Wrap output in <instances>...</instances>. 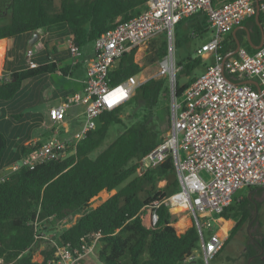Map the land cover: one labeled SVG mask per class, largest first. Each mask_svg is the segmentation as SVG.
Instances as JSON below:
<instances>
[{"label":"trees","instance_id":"obj_1","mask_svg":"<svg viewBox=\"0 0 264 264\" xmlns=\"http://www.w3.org/2000/svg\"><path fill=\"white\" fill-rule=\"evenodd\" d=\"M147 1L59 0L56 7L54 0H8L10 21L0 26V40L24 33L31 36L33 32L41 34L43 29L66 24L71 30L72 42L81 50L114 28L117 19L124 22L138 15ZM187 20L182 19L178 25ZM243 25L250 29L251 41L258 44V25L263 28L262 15L259 14L257 21L253 16ZM205 26L202 17L201 23L193 26L194 34L204 33ZM236 35L241 43L244 33ZM149 45L151 53L146 65H152L167 55L164 37L151 40ZM38 47L36 43L33 49ZM234 48V40L229 36L222 52ZM135 51L125 53L109 71L107 81L110 85L141 73L143 66L133 59ZM47 59L48 63L34 69L13 73L8 81L0 78V101L11 99L31 78L57 70L65 75L69 71ZM201 64L200 58L191 56L176 62L179 73L188 78ZM177 77L178 73L173 90L175 96L180 97L196 77L189 78L183 85H179ZM171 88L167 78H149L140 84L128 105L133 106V111L145 105L153 113L154 120L150 123L146 118L138 119L95 158L89 155L100 147L109 127L121 122L119 108L103 111L97 119L96 129L68 149L73 152L63 160L39 163L32 168L22 167L0 183V264H57L54 248L42 252L41 262L32 260L33 246L37 241L35 229L43 232L56 228L57 223L65 225L77 212L81 214L75 216L69 227L64 226L56 236L57 242L68 244L80 254L93 245L91 253L96 264H206L202 255L185 263L187 257L200 249L194 225L177 234L173 227L177 220L162 204L154 210L157 221L152 228H145L140 218L143 210L179 190L171 156L146 170L141 167V160L163 142L170 129ZM6 145V138L0 131V170L5 166L2 159ZM31 149V144L22 146L21 155L25 156ZM163 180L166 181L164 187L158 188L157 184ZM259 195L260 191L251 195L258 210L261 204L256 198ZM98 197L102 200L92 206ZM253 213L254 205L247 196L234 200L221 213L220 217L229 222L228 229L234 221L235 224L208 264H221L227 245L250 223ZM256 225L260 226L258 216L250 229ZM217 234L223 237L221 232ZM251 234L255 241L247 233L245 235V264L249 258H252L250 264H264V233L252 231ZM222 260L229 263L230 256L225 255Z\"/></svg>","mask_w":264,"mask_h":264},{"label":"built area","instance_id":"obj_2","mask_svg":"<svg viewBox=\"0 0 264 264\" xmlns=\"http://www.w3.org/2000/svg\"><path fill=\"white\" fill-rule=\"evenodd\" d=\"M256 4L262 15L261 47L248 53L240 46L225 59L230 52H222L226 35L255 15ZM198 17L205 18L204 32L211 30L212 34L197 48L195 58L212 62L176 97L173 87L179 67L172 54L173 29L182 19ZM161 36L169 52L158 61L156 78H167L172 84L171 125L163 142L141 160V167L146 170L171 156L179 190L153 203L145 209L147 215L140 218L149 229L157 221L154 210L161 204L171 215V208L182 205L198 232L202 259L208 264L226 239L217 232L220 220H224L220 215L232 204L233 194L242 188L264 187V0H148L138 15L124 22L118 20L114 28L96 38L95 55L88 60H82L79 46L69 40L70 66L80 62L85 66L83 95L66 96L58 106L47 110L51 136L3 168L0 183L22 167L63 160L73 152L68 149L96 129L103 111H114L126 104L146 80L139 74L110 85L109 71L125 53ZM33 54V48L25 53L29 69L38 66L32 60ZM245 80L255 81L258 89L240 84ZM74 104L84 106L83 121L78 130L71 132L65 123L67 110ZM35 239L51 243L57 264H77L93 248L92 245L80 254L68 244L60 245L54 233L47 235L36 229ZM195 258L196 254H191L185 263Z\"/></svg>","mask_w":264,"mask_h":264},{"label":"crops","instance_id":"obj_3","mask_svg":"<svg viewBox=\"0 0 264 264\" xmlns=\"http://www.w3.org/2000/svg\"><path fill=\"white\" fill-rule=\"evenodd\" d=\"M7 3L8 0H5L4 12L0 9V15L6 13L10 15V12L7 10ZM246 28L250 33V29L247 26ZM46 33L47 36L45 35ZM243 33L242 39L246 40L245 32ZM229 36L234 40L231 33L226 35L225 39ZM235 36L237 35L235 34ZM15 38L18 49L14 62H10L8 59L9 46L13 37L0 40V78L10 77L15 72L29 69L25 53L28 41L32 36L29 33H24L23 37L18 35ZM71 38V30L66 24L43 29L40 39L36 42L39 47L38 49H34L32 60L37 65H43L48 63L47 58H49L51 59L50 62H56L58 67L69 69V71L65 75L60 71H56L31 78L22 84L21 89L11 99L0 101V131L4 134L6 142L8 141L3 153L2 164L5 165L3 168L23 157L21 155L22 146L29 144L32 146L35 144L39 145L51 136V131L47 127V110L49 108L58 106L66 96L72 94L83 95L82 81L85 77V66L84 64L78 65L79 63L74 68L70 66L67 44ZM80 51L82 60L91 59L95 55L93 44L90 47H82ZM51 75L63 77L67 81L73 82L77 87L72 86L69 89H65L63 85L54 83ZM83 111L84 106L81 104H74L67 110L65 125L71 132L80 128L83 121ZM60 136L64 137L62 134ZM3 168L0 170V174ZM165 183L166 181H164ZM164 184L161 187H164ZM259 190L260 195H262L264 190L263 192L262 189ZM227 223V226H229V222ZM232 227L228 229V232ZM187 229L186 227L180 234Z\"/></svg>","mask_w":264,"mask_h":264},{"label":"rangeland","instance_id":"obj_4","mask_svg":"<svg viewBox=\"0 0 264 264\" xmlns=\"http://www.w3.org/2000/svg\"><path fill=\"white\" fill-rule=\"evenodd\" d=\"M5 4V0H0V9L4 12L3 7ZM54 4L56 7H58L59 5V0H54ZM140 10V9H139ZM202 17H198V18H193V19H189L187 21H184L182 24L177 25L174 27L173 29V46H172V54H173V58L175 63L180 61L183 58H186L187 56H191L193 58H195V51L197 50V48H199V46L209 40V38H211V30L210 31H206L200 35H193L194 34V25H199L201 23ZM10 21V15L9 13L6 14H1L0 15V26L9 23ZM118 21V19H117ZM21 37L24 36V34L20 35ZM187 39V41H186ZM17 40L15 37H13V40H11L10 42V46H9V54H8V59L10 62H14L16 59V55H17ZM241 46L248 52V53H252L254 50H252L248 44L246 43L245 39H242V43ZM86 47H90V44H88ZM151 46L149 44H146L145 46H142L140 48H138L135 53H134V62H136L137 64H139L140 66H143L142 71L140 73V75L142 76L141 79H149V78H156V72H157V68H158V61L152 65H146V62L148 61V57L150 56L151 53ZM168 53V52H167ZM162 60V59H161ZM211 59L207 60V61H203L202 60V64L200 67L196 68L193 72V75L190 76L189 78L197 77L199 75H201L203 73V71L205 70V67L207 65H209L211 63ZM176 68L178 69V67L176 66ZM180 70V68H179ZM179 70L177 71L178 73V77H177V81L179 83V85H183L189 78L185 77L184 74L179 73ZM176 73V74H177ZM51 79L54 83L58 84V85H63L65 89H69L72 86H76L73 82L71 81H67L66 79H64L63 77L60 76H55V75H51ZM67 81V82H66ZM143 81V80H142ZM171 107V105H170ZM137 115V117L135 116V114ZM119 118H120V123H116V124H112L109 127V130L106 134V137L104 138L102 144L100 145V147H98L95 151H93L89 157L90 158H95L99 153H101L109 144H111L119 134H121L126 128H128L132 123L136 122L138 119H142V118H146L147 121H149L150 123L154 120V115L152 112H149L148 108L145 105H140L139 108H136V110L133 111V106L128 105V102L124 105H122L119 108V114H118ZM166 136V135H165ZM12 142V140H11ZM8 144V141H7ZM7 146V145H6ZM164 181H160L157 184L158 188H161V186L164 184ZM165 185V184H164ZM244 196H247V188H242L237 190L233 196L232 199L234 200H238L239 198H242ZM257 201L261 204L260 205V209L258 210V220L260 222V226L256 225L254 228L250 229V232H255L258 231L259 233H264V193L262 195H259L257 198ZM102 200V197H98L96 198L93 203L92 206H94L95 204H98L100 201ZM148 211L147 210H143L141 215L145 216L147 215ZM80 212L74 213V215H72L68 220L65 225H63L64 223H57L56 224V228H51L48 230H45L44 232L47 235H53V233L55 234V237H58V234L61 232V230L65 227H69L72 223L73 220L75 219V216L80 215ZM172 215L175 217V219L177 220L174 224L173 227L176 231L177 234H180V232L182 231L181 228H179L178 226H176V224L183 218H185L186 221L189 222V225L187 228L192 226V223L190 222V216L187 212L185 211H181V212H177L176 214L172 213ZM228 221H225V223ZM224 223V222H221ZM221 231L223 233V239L226 238L228 236V234L226 235V233L228 232V226L226 228V230L223 231V224H221ZM234 226V225H233ZM229 233V232H228ZM246 235V227L239 232L236 237L234 239H232L230 241V243L227 245L226 249H225V255H229L230 256V262L228 263L225 260L221 259V264H245V259H244V253L246 251V244H247V240L245 238ZM205 237H207V233L205 232L204 234ZM51 243L48 240H37L33 246V251H32V260L35 262H41L42 261V252L51 249ZM93 253V252H92ZM89 253L87 255H85L82 259H80L77 264H96V262H94L95 260V256ZM196 258L201 257L202 252L200 249H198L196 252Z\"/></svg>","mask_w":264,"mask_h":264},{"label":"water","instance_id":"obj_5","mask_svg":"<svg viewBox=\"0 0 264 264\" xmlns=\"http://www.w3.org/2000/svg\"><path fill=\"white\" fill-rule=\"evenodd\" d=\"M259 9H258V5L256 4V12H255V15H254V19L257 21L259 19ZM240 28V27H236L234 30H233V33H232V36L234 38V43H235V48L230 51L229 53H227L225 55V59L234 55L238 49L240 48L241 46V43L239 41V39L235 36V31ZM242 29L244 30L245 32V35H246V42L248 44V46L250 48H252L253 50H256V49H259L262 45V42H263V29L261 28L260 25H258V29H259V32H260V40H259V43L258 44H254L252 41H251V38H250V33H249V30L246 28V27H242ZM40 39V34L37 33V32H33L32 33V38L28 41V44H27V47H26V50H30L32 49V47L34 46V44ZM167 52H169V47H167ZM240 84H251L253 86H255L257 89H258V86L256 84L255 81H252V80H245V81H242ZM170 85L172 86V84L170 83ZM257 189H264L263 188H256L254 190H257ZM251 192L250 191L248 194H247V198L249 199V201H251L254 205V213H253V218L252 220L250 221V223H248V225L246 226V233L248 235V237L255 241L254 237L252 236L251 232H250V228H251V225L253 224V222L255 221V219L257 218V215H258V207H257V204L254 200L251 199ZM262 252V251H261ZM252 258H249L246 262V264H250Z\"/></svg>","mask_w":264,"mask_h":264},{"label":"bare ground","instance_id":"obj_6","mask_svg":"<svg viewBox=\"0 0 264 264\" xmlns=\"http://www.w3.org/2000/svg\"><path fill=\"white\" fill-rule=\"evenodd\" d=\"M172 213H177V212H181V211H184V208H183V206L181 205V206H175V207H173V208H171V210H170ZM183 219H185V218H183ZM180 220L177 224H176V226H178L179 228H181L182 230H184L186 227H188V225H189V222L188 221H186V220ZM225 221L226 220H220V222H224V223H221V224H223V231L224 230H226V228H227V225H228V223L226 222L225 223ZM222 226V225H221ZM221 226H220V229H221ZM218 232H221L222 233V231L221 230H218ZM223 234V233H222Z\"/></svg>","mask_w":264,"mask_h":264},{"label":"flooded vegetation","instance_id":"obj_7","mask_svg":"<svg viewBox=\"0 0 264 264\" xmlns=\"http://www.w3.org/2000/svg\"><path fill=\"white\" fill-rule=\"evenodd\" d=\"M239 27H240V28H238V29L235 31V34H238V33H242V32H244L243 29H242V27H246V26H245V25H240ZM233 30H234V29H233ZM233 30L230 32L231 35H232V33H233ZM252 35H253V33H252ZM250 38H251V35H250ZM254 189H256V188H247V194H248L250 191H252V192H251V195H253L254 193L260 191L259 189H257V190H254ZM263 190H264V189H262V192H263ZM262 192H261V194H262Z\"/></svg>","mask_w":264,"mask_h":264}]
</instances>
